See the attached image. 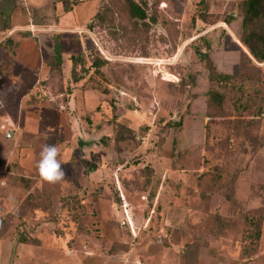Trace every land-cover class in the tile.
<instances>
[{
    "label": "rangeland",
    "instance_id": "1",
    "mask_svg": "<svg viewBox=\"0 0 264 264\" xmlns=\"http://www.w3.org/2000/svg\"><path fill=\"white\" fill-rule=\"evenodd\" d=\"M139 1L148 12L144 22L130 18L123 0H75L70 7L67 0H51L32 12L34 22L53 28L45 39L54 41L56 29L62 30L66 56L83 59L87 86L103 91L97 92L99 109L89 113L63 104L69 95L59 94L56 76L26 79L15 100L2 101L0 130L18 129V141L31 140L26 147L39 157L43 145L56 146L65 176V157L76 163L82 158L77 165L91 151L110 161L120 158L127 166L111 180L122 185L121 231L133 236L149 228L176 252L173 264H264V61L250 53L237 29L242 0ZM101 3L105 23L89 30L88 19ZM211 91L223 92L224 101L211 103ZM30 130L37 132L34 140ZM65 176L57 183L36 178L31 194L33 201L54 205L24 228L40 234L46 247L64 248L77 231L61 205L65 192L59 189L70 178ZM4 181L13 184L2 176L3 191ZM112 196L109 190L98 211L89 208V231L96 229L98 213L112 216ZM2 201L0 264H17L23 235L9 223L15 218Z\"/></svg>",
    "mask_w": 264,
    "mask_h": 264
},
{
    "label": "crops",
    "instance_id": "2",
    "mask_svg": "<svg viewBox=\"0 0 264 264\" xmlns=\"http://www.w3.org/2000/svg\"><path fill=\"white\" fill-rule=\"evenodd\" d=\"M50 1L0 0V109L3 100L8 105L11 98L15 100L19 96V88L22 84L19 82L26 79L46 81L52 78L50 61L54 58L55 37L60 34L63 52V80L66 83L59 94L64 95V92H67L69 96L63 104L70 109H79L91 113L99 109L100 96L97 92L101 91L95 87L84 86V82L79 84L85 79L73 82L71 76L72 54L66 56L64 53L62 30L56 29L58 34L54 37V41L47 40L44 38L46 37L45 32H51L53 28H43L34 22L32 17H29L32 12L43 9L44 5ZM64 5L67 7L66 4ZM98 8L99 5L97 4V9L93 11L88 22ZM73 30L75 31V29ZM78 30V33L82 32L80 28ZM75 32L77 33V31ZM9 36L12 37L4 42ZM69 77L72 85L68 83ZM33 106L40 108L42 105L25 104V107ZM14 111L21 112L22 110L15 109ZM88 117L86 115V118ZM74 119L71 117L72 123H74ZM98 123L95 120L93 123L89 120V126L98 127ZM10 130L13 131L12 137L5 134ZM10 130H0V198L1 201L3 200L2 203L8 217L15 218L12 219L14 222L9 223L16 224L21 229V235L30 239L28 242L19 241L18 254L20 258H17V264H27L28 259L32 260L34 264H155L153 260L155 258H160L165 264H173L172 256L176 252L171 247L165 246L160 239L152 237L149 234L150 231L146 232L149 228L145 227L141 231L134 232L133 236L122 233L119 221L123 218V205L115 200L116 188L122 193V185L118 184L120 180L115 183L116 181L111 179L115 174L116 176L118 174L119 178L122 166L127 165L121 164L120 158L110 161L105 159L104 154L93 153V151L83 156V159L87 160H82V165H77L82 158H79L77 163L74 156L63 158L67 170L65 177L70 176V178L65 179L64 186L60 187L59 192H65V197L78 195L81 198L87 209V214L83 216V223L87 226L86 216L89 214V208H96L98 211L101 201L110 190L113 193L110 201L112 216L104 217L98 213L99 215L94 220L95 230L89 231L88 226L86 229H80L69 215L70 206L66 204V219L76 226L77 231L70 233L71 236H68L64 248L46 247L45 240L41 238L40 234H27L24 228L26 224L31 223V220L36 221V213L42 208L48 209L54 205L50 202L43 203L32 200L31 193L36 190L39 183L36 178L40 179L38 171L40 157L37 156L35 149L30 144L26 147V144L30 143L31 140L22 144L17 138L18 129ZM30 131L27 132L30 135L28 138L34 140L37 132ZM88 146L91 150V142ZM1 173L13 183L4 181V191L1 188ZM19 178H25L29 183L28 187L25 185V181L23 182ZM117 209L121 216H117ZM15 211L18 213L16 214ZM47 221H49L47 224L54 223L51 219H47ZM12 229L14 231L15 227ZM54 232L55 239L58 234L56 231ZM12 233H10V238ZM31 237L34 240H31ZM123 241H128V246L125 247L120 244ZM38 253H41L40 259H38Z\"/></svg>",
    "mask_w": 264,
    "mask_h": 264
},
{
    "label": "trees",
    "instance_id": "3",
    "mask_svg": "<svg viewBox=\"0 0 264 264\" xmlns=\"http://www.w3.org/2000/svg\"><path fill=\"white\" fill-rule=\"evenodd\" d=\"M123 3L126 7L127 13L131 19L137 21H146L148 18V12L146 7L139 0H123ZM71 6V1L67 0V7ZM241 6L243 9V16L240 22L237 23V29L239 30V34H241L243 38V42L248 47L250 53L259 61H264V0H242ZM106 11L104 4H100L97 12L88 22L89 30L90 27H93L94 24L102 25L105 23ZM230 19L234 20L233 17ZM87 26V27H88ZM12 36L6 38L8 41ZM73 66L71 69V76L73 82H79L83 79H86L87 73L82 71L84 69V62L82 58H79L78 55L72 54ZM99 59L97 58L94 62L95 67L97 68L99 64H96ZM208 60L210 62V71L213 75L218 69L211 57L208 56ZM63 52L62 45L60 42V34L55 37V46H54V58L50 61L51 67V75L52 77H58V80L61 82V86L59 88L63 89ZM87 80L85 81V85H87ZM101 90L99 87H95ZM102 91V90H101ZM103 92V91H102ZM210 101L211 103H221L224 101V94L221 91H211L210 92ZM115 113L113 117L116 121H119V116ZM113 118V119H114ZM176 124V127L183 128L181 123ZM186 128V127H185ZM176 141V140H175ZM23 182L25 181V185L28 187L29 183L25 178H19ZM32 194V193H31ZM121 194L119 190L116 188L115 192V200L117 203L123 204V198H121ZM64 208L66 204L70 207L68 209L69 215L75 221V224L80 229H86L87 226L83 223V216L87 214V209L85 205L82 203L81 198L78 195L65 197ZM61 203V205H63ZM56 230V228H55ZM30 239L27 236H22L19 241L28 242Z\"/></svg>",
    "mask_w": 264,
    "mask_h": 264
},
{
    "label": "clouds",
    "instance_id": "4",
    "mask_svg": "<svg viewBox=\"0 0 264 264\" xmlns=\"http://www.w3.org/2000/svg\"><path fill=\"white\" fill-rule=\"evenodd\" d=\"M57 157L58 149L56 146L48 144L42 146L38 162V171L42 180L57 183L64 178L65 172Z\"/></svg>",
    "mask_w": 264,
    "mask_h": 264
},
{
    "label": "water",
    "instance_id": "5",
    "mask_svg": "<svg viewBox=\"0 0 264 264\" xmlns=\"http://www.w3.org/2000/svg\"><path fill=\"white\" fill-rule=\"evenodd\" d=\"M8 137H12L13 136V131L12 130H10V131H8L7 133H5Z\"/></svg>",
    "mask_w": 264,
    "mask_h": 264
},
{
    "label": "built area",
    "instance_id": "6",
    "mask_svg": "<svg viewBox=\"0 0 264 264\" xmlns=\"http://www.w3.org/2000/svg\"><path fill=\"white\" fill-rule=\"evenodd\" d=\"M31 31H33V29H31Z\"/></svg>",
    "mask_w": 264,
    "mask_h": 264
}]
</instances>
